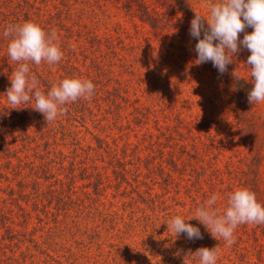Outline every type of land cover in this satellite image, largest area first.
<instances>
[{"label":"rangeland","instance_id":"1","mask_svg":"<svg viewBox=\"0 0 264 264\" xmlns=\"http://www.w3.org/2000/svg\"><path fill=\"white\" fill-rule=\"evenodd\" d=\"M59 2L36 0L28 17L34 21L44 11L52 15L61 11L62 17L69 13L65 22L74 35L67 41L77 49L75 65L82 79H100L96 83L100 91L87 99V104L81 98L74 121L66 123L63 114L57 117L78 133L81 157L71 167L75 154L68 138L62 140L57 134L55 145L49 147L54 161L49 165L50 178L46 182L39 179L40 185L35 186L44 191L56 189L55 199L46 196L35 205L34 195L32 200L25 197V201L15 193L10 201L8 188L17 191V179L4 169L6 159L0 153V208L12 210L7 220L0 216V258L15 253L16 258L25 256L26 264H199L189 253L217 246V264H264V224L239 225L234 232L235 243L229 247L223 239L213 238L197 219L188 220L213 194L219 197L213 208L222 214L229 194L239 188L250 190L254 176L257 191H251L264 206V139L261 134L251 136L249 131H239L237 125L241 123L231 103L233 92L226 89L224 79L216 76L218 72L210 69L211 62L197 65L195 46L189 48L173 36L178 29L153 30L126 16L113 0H69L67 7ZM146 2L151 5L155 0ZM211 2L201 0L192 8L207 19ZM2 4L5 6L0 0V7ZM53 30L64 35L62 28ZM77 32H81V56L74 43ZM92 36L111 41L116 56L109 55L103 43L102 50L94 55L89 48ZM250 54L243 48L235 54L228 65V78L234 73L254 79L246 65ZM50 70L55 73L56 67ZM0 95L7 104L6 95ZM255 109L264 125V103H256ZM204 121L211 123L212 133L223 138L225 146L221 147L219 140H215V147L211 145V136L198 126ZM6 127L14 130L9 124ZM95 138L107 141L111 153L98 148ZM89 149L91 157L86 159ZM38 151L43 153L42 142ZM256 153L258 167L253 162ZM160 154L164 158L161 165ZM19 156L24 157L21 153ZM110 157L114 163L116 159L124 163L126 171L108 164ZM30 160L39 165L38 159ZM168 160L179 163L177 168ZM212 169L220 170V179L210 183ZM96 174L102 175L101 182ZM196 175L202 182L194 187ZM33 180H28L26 193H33ZM17 203L22 210L15 207ZM176 215L198 227L203 239L188 240L186 234L176 237L166 224ZM4 223L11 227L12 237L2 228Z\"/></svg>","mask_w":264,"mask_h":264},{"label":"trees","instance_id":"2","mask_svg":"<svg viewBox=\"0 0 264 264\" xmlns=\"http://www.w3.org/2000/svg\"><path fill=\"white\" fill-rule=\"evenodd\" d=\"M112 1V0H106ZM117 5H120V9L124 12L126 16L130 18H136L141 23L148 25L153 30L158 31H169L173 29H178L174 37H178L180 42H185L189 48L195 46L198 42L197 39L193 38L189 34L190 29V22L195 16L196 9L192 8V5L196 2H200L201 0H155L152 2L151 5H148L146 0H113ZM208 1V0H204ZM36 0H18L17 3L14 0H3V8L7 10L3 12L0 9V93L6 95V90L10 87V79L11 74L13 71L16 70L18 67V63L14 62L10 59L7 54V47L9 44V39L5 38L3 33L7 26L9 25H22L26 21H32L39 24L46 33H51L53 28L59 27L64 30V35H61L58 32L56 33V41L55 43H60V48L63 52V57L61 61L56 64L48 65L46 62H42L40 65H36L34 62H29V76L35 75L39 81L38 87L45 93L50 90L51 86L57 83L59 80L64 78H81V71L75 65L78 58L76 56V48H74L72 43H69L67 40H71L74 31L66 25L65 21H69V13H65L64 17H62V12H56L54 15L47 13V11L40 15L39 13L36 16V20H30L28 15L30 9L33 8L34 3ZM76 3L77 0H74ZM69 4V0H60L59 5L62 7H67ZM26 7V9H25ZM57 7H54L56 11ZM69 10V9H68ZM37 11L41 12L40 8H37ZM178 14H183L185 17H179ZM46 18V21H41V18ZM23 17V18H22ZM203 17V16H202ZM205 18V17H204ZM206 19V18H205ZM205 27H207V21H204ZM248 33H251L253 29L251 27L246 28ZM244 33H240V37L243 39ZM77 40H74L80 48L81 56V32H77L76 34ZM188 36L189 39H185ZM203 33H201V38ZM187 40V41H185ZM103 43L106 50L108 51L109 55L116 56V46L109 40L105 39L104 41L100 39L98 36H92L91 40L89 41V48L92 50L93 54L95 55L97 52H100L102 48H100V44ZM122 42H118L120 45ZM132 51L135 50V47L131 45ZM127 51V49H124ZM137 53V52H136ZM135 53V54H136ZM71 57H75L73 61H71ZM87 58V56H86ZM96 58V56H95ZM51 66L50 69L56 67L55 73L52 72L47 67ZM210 69L213 72H218V70L213 67L212 63L210 65ZM228 72L224 73L223 75L217 73L216 76L219 78L224 79L223 82L227 86V90L233 92L232 96V105H233V113L237 118L238 122L241 125H237L239 131L243 129L246 131L251 132V136H257L261 134V138L264 139L263 130L264 125L262 124L259 116L257 115L256 111V103L253 105L248 102V92L254 87L252 80H248L247 78L237 76L236 74H231V78H228ZM100 82L98 77H95L93 80L94 84V94L93 96H97L100 89L97 88L96 83ZM111 95V94H109ZM115 97V96H114ZM107 100H110L108 97ZM86 104L88 100L84 98ZM34 101H31L27 104H22L17 106V109H13L11 105L8 103L2 102V97L0 95V153L6 159L4 169L7 170L8 175H13L17 180V191L12 189V187L8 188V195L10 197V201L14 200V194H17V198H22L25 200L29 197L32 200L31 195H34L33 201L36 205L42 203V198H46V196H50L51 198H56V189H49V190H42L40 187L36 188V185H40L38 180L42 179L45 182L49 180L50 176L47 175L49 173L50 167L49 165L54 162L50 158L53 155L52 150L49 148L51 145H55V139L57 134H61V139L65 140L68 138L69 145L72 147V153L75 154V157L71 161V167L75 166L76 158L81 157V143L79 138L77 137L76 132H72L66 125L62 123V120H55L54 122L47 123L43 114L34 110ZM67 109V113L63 114L66 118L63 120L66 123L69 121H74L76 119V114L78 107H81V98H79L75 102H68L64 106ZM60 116V115H58ZM138 117V116H137ZM136 117V118H137ZM11 121L12 123H9ZM14 130H8L7 125ZM70 125V124H69ZM56 126H58L57 129ZM72 126V125H70ZM201 128V131L208 136H211L210 142L213 147H215V140L222 141L221 147L225 146V141L223 142V138H219L217 134L212 133V126L210 122L204 121L200 122L198 125ZM97 141L98 148H102V151L105 154L110 152V147L107 141L104 139L95 138ZM40 142H42L43 146V153L41 154L38 149L40 147ZM65 146V144H62ZM205 146V144H202ZM90 148V147H88ZM25 150V151H24ZM30 150L32 151V155H27V152ZM91 150H87V157L86 159H90L88 154H90ZM26 152V153H24ZM19 153L23 154L24 157H20ZM111 153V152H110ZM124 154V152H123ZM58 156H62V151H58ZM30 157L34 159H38L39 165L35 166L34 161L30 160ZM115 157V154H114ZM173 158V157H172ZM160 165L163 161V154H160ZM110 165H117L118 167L122 168L121 172L126 171L124 163L120 160L116 159L114 163L113 158H109ZM139 163L141 162L140 159ZM14 161V162H13ZM93 161V160H92ZM105 162L104 160H100ZM178 161V160H177ZM94 162V161H93ZM254 166L260 165L259 154L253 157ZM169 165L174 164L175 168H177L179 163H174L173 160H168ZM155 166V165H154ZM156 167V166H155ZM59 169H62L61 166ZM138 170V169H137ZM38 171L42 172V175L39 177ZM73 168L70 169V178L71 184L73 185L74 175H73ZM253 174L254 170L252 169ZM220 170L219 169H212L211 173L209 174V182L213 183L214 181H219L220 179ZM90 177H92L90 175ZM98 182L102 181V175L96 174ZM138 175H136V178ZM32 181V191L33 193H26V188L28 186V180ZM124 179V178H122ZM136 180V179H135ZM60 182V181H59ZM202 182L199 175H196L194 181L192 182V186H199ZM257 182L256 176H254V184L250 190L257 191ZM99 187V186H98ZM56 193V194H55ZM41 199V200H40ZM26 201V200H25ZM4 203L5 200H2ZM28 202V201H27ZM6 207V206H5ZM0 208V216L4 219H8V214L12 213V210H9L8 207ZM16 208L22 210L20 204H16ZM26 221V220H25ZM2 228L5 230L6 234L9 237H12L11 227L6 223L3 224ZM13 253V252H12ZM15 253L11 256H8L6 259L0 258V264H26L25 256L22 258H16ZM5 254H3V257ZM49 257V255H46ZM21 260V262L19 261ZM33 264V261L30 263Z\"/></svg>","mask_w":264,"mask_h":264},{"label":"clouds","instance_id":"3","mask_svg":"<svg viewBox=\"0 0 264 264\" xmlns=\"http://www.w3.org/2000/svg\"><path fill=\"white\" fill-rule=\"evenodd\" d=\"M208 13L205 19L195 12L190 22L189 34L198 41L194 49L197 53L195 63L211 62L223 75L228 71V65L233 63L235 54L242 48L247 49L251 54L246 65L250 68V77L254 78L248 102L252 105L264 103V0H213L208 5ZM248 27L253 29L251 33L246 31ZM240 33H244L243 39H240ZM3 35L9 39L8 56L18 63L9 77L10 87L5 93L7 103L13 109L34 101V110L42 113L49 123L54 122L58 115L67 113L66 103L79 98H92L95 86L91 80L64 78L45 93L38 87L37 77L29 76V62L53 65L61 61L63 52L55 43L57 37L54 30L49 34L39 24L26 21L22 25L7 26ZM218 199V195L213 194L188 220L197 219L213 238L218 241L223 239L226 246L235 243L234 232L239 225L264 224V206L248 188L230 193L228 206L222 214L219 209L213 208ZM166 224L176 237L186 234L188 240L203 239L200 229L186 223L180 215L172 217ZM219 251L217 246L200 247L189 255L198 259L199 264H217Z\"/></svg>","mask_w":264,"mask_h":264}]
</instances>
